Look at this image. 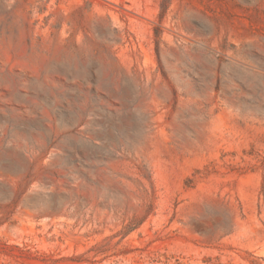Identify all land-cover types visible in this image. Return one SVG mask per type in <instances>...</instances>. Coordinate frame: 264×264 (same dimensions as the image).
Segmentation results:
<instances>
[{
    "label": "rangeland",
    "instance_id": "1",
    "mask_svg": "<svg viewBox=\"0 0 264 264\" xmlns=\"http://www.w3.org/2000/svg\"><path fill=\"white\" fill-rule=\"evenodd\" d=\"M0 264H264V0H0Z\"/></svg>",
    "mask_w": 264,
    "mask_h": 264
}]
</instances>
